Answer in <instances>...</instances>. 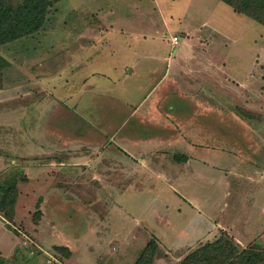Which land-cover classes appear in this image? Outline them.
<instances>
[{
    "label": "crops",
    "instance_id": "obj_1",
    "mask_svg": "<svg viewBox=\"0 0 264 264\" xmlns=\"http://www.w3.org/2000/svg\"><path fill=\"white\" fill-rule=\"evenodd\" d=\"M97 21L99 28L109 24ZM103 31L79 32L77 41L84 42L54 55L52 67L42 63L45 57L39 51L37 56L24 54L23 80L0 88V150L7 148L0 156V176L17 170L23 183H39L38 198L45 200L41 223L47 206L59 209L64 198L78 199L79 192L90 200L102 198L105 227L109 236L118 233L112 238L123 246H139L154 234V226L160 229L154 234L156 247L161 238L180 233L189 238L185 245H191L214 230L229 232V221L210 218L208 228L201 219L194 224L188 219L185 224L190 227L181 230L175 223L177 214L165 210L157 223L135 219L116 226L111 220L114 198L126 188L166 192L178 213L184 203L198 215L194 200L207 172L231 163L252 170L258 166L262 179L264 158L247 151L264 149V65L255 58L244 79L222 71L217 76L224 61L215 54L207 58L209 50L192 45L188 34L181 43L172 42L171 36L170 50L152 42L144 48L127 43L119 49L94 47L104 41ZM204 41L199 38L202 46ZM66 70L68 77L62 78ZM215 89L224 93L215 94ZM13 98L20 104L7 106ZM256 159L263 164L257 165ZM98 214L93 212L94 217ZM46 219L49 230L57 228L55 218ZM14 235L0 214V249L15 247ZM234 238L245 242L238 235Z\"/></svg>",
    "mask_w": 264,
    "mask_h": 264
},
{
    "label": "rangeland",
    "instance_id": "obj_2",
    "mask_svg": "<svg viewBox=\"0 0 264 264\" xmlns=\"http://www.w3.org/2000/svg\"><path fill=\"white\" fill-rule=\"evenodd\" d=\"M18 1L20 0H13V2ZM97 20H107L110 25L104 23L107 28L104 26L99 28L101 25ZM101 29L105 30L104 41L94 47L105 49L126 47L122 43L144 48L150 46L146 45L147 42H152L157 43L160 48L170 50L172 46L168 39L171 36L176 35L181 43L188 34L192 45L209 50L207 58H213L215 54L216 58L220 56L224 61L221 70L216 69L217 76L226 72L234 74L235 79H244L253 69L255 58L259 64L264 65V26L252 18L237 14L230 5L221 0H55L50 8L49 17L40 31L1 46L0 52L10 65L4 73L7 76L5 88L9 87V81L13 82L17 78L23 80L25 53L37 56L39 51L42 53L41 56L45 57L42 63L52 67L54 55L61 50L75 47L77 45L74 44L75 42H84V39L77 41L79 32L101 31ZM135 36H139L140 40ZM201 37L206 38L205 46L199 42ZM146 38L148 40L144 41ZM68 74L69 71L66 70L62 73V78L68 77ZM214 92L223 94L224 90L215 89ZM11 103L12 106L16 103L17 107L20 100L10 99L7 101V106ZM9 113L11 116L12 111ZM10 121L12 124L13 119ZM7 130H11V127L8 126ZM233 133L235 131L226 136H231ZM0 139H2L1 135ZM7 147L8 150L11 148ZM5 149L7 148L4 147ZM4 150H0V156L7 154ZM251 153L256 157L264 158V149L256 152L247 151V154L251 155ZM239 163L241 161L236 160V164ZM256 163L263 164L260 159H256ZM256 167L258 169V166ZM256 169L231 163L224 164L221 170L217 169V172H207L202 186L200 184L199 197L194 200L195 206L200 211L198 215L192 212V207L190 211L185 209L182 206L184 203L181 204L183 212L178 213L172 198L166 192L156 194L149 189L135 191L126 188L114 198L115 206L112 209L111 220L114 218L113 223L116 226L123 225L126 220L128 223L134 222L135 219L142 222L153 219L157 223V218L160 219L159 214L165 210L170 215L177 214L175 223L181 230L190 227L185 224L188 219H190L189 224L201 219L207 228L210 226V219L223 223L229 221V224L227 223L229 232L222 229L214 230L201 241L191 245H185L189 242V238L181 233L175 237L161 238V245L164 243L165 246L156 247L157 254L151 264H182L185 255L207 241H213L214 245L209 246V250L198 256L199 260H206L207 264H252L245 261V256L241 261L238 259L243 252L264 250V229L259 231L264 226V177L259 179ZM16 171H9L7 175L0 176V203L2 201V205L6 206L3 210L8 215L12 211L10 221L3 217L8 228L15 234L14 244L17 246V249L14 245L0 249V264H135L138 259L146 261L149 257L148 242L149 240L156 242L155 235L160 233L158 226H154L157 229L153 231L155 235L151 234L139 246L119 245L117 239H113L118 233L109 236V228L105 227L108 226L107 222L103 221L107 219V216L103 218L102 212L105 208L103 205L105 200L102 198L90 200L82 194L84 192H79L81 197L78 199L69 197L62 199L64 205L59 209L47 206L48 215L44 213L41 223L45 200L38 198L41 194V191H38L39 183H23L22 176L18 177L19 173ZM13 179L17 189L16 199L14 202L10 199L3 201L1 187ZM165 204L169 205L166 208L168 211L164 208ZM93 212H98V216L94 217ZM46 218H55L57 228L49 230L45 225L48 224ZM191 231L190 228L188 232ZM169 235H173L172 231ZM236 235L245 242L241 244L236 241L234 238ZM219 240L224 244H232L231 256L226 257V260L223 251H215L214 247L218 245L216 241ZM54 243H67L70 247L67 245L68 250H63L55 247ZM180 244H183L182 247H172ZM44 252L53 255V260L48 262ZM197 259L192 263H196ZM262 263L264 261L260 260L256 264Z\"/></svg>",
    "mask_w": 264,
    "mask_h": 264
},
{
    "label": "trees",
    "instance_id": "obj_3",
    "mask_svg": "<svg viewBox=\"0 0 264 264\" xmlns=\"http://www.w3.org/2000/svg\"><path fill=\"white\" fill-rule=\"evenodd\" d=\"M55 0H20L18 2H13V0H0V51L1 46L8 44L13 40H17L22 37H27L33 33L40 31L43 27V24L46 19L49 17L50 8ZM226 4L230 5L237 14L242 16H247L257 21L258 23L264 26V0H221ZM263 44H264V36H263ZM9 63L8 60L2 55L0 52V88L5 85V77L4 75L5 69L8 68ZM10 181V180H9ZM7 181L5 185L1 187L2 197L1 199L8 200L14 202L17 196V189L15 186V179L10 182ZM5 206V205H4ZM4 206L2 205V201L0 203V214L3 211L2 216H4L9 221L12 219L9 212V215L3 210ZM6 207V206H5ZM232 238V237H231ZM233 239V238H232ZM234 240V239H233ZM218 245H216L215 251L221 250L223 251V255L226 257L231 256L230 251L232 250V244H224L223 241H216ZM251 244V243H250ZM150 247V253L147 260L138 259L135 261V264H151L154 259V253L156 250V242L154 240H150L148 242ZM214 245V242H205L201 244L200 247L195 248L187 255H185L182 259V264H207L206 260H199L198 256L202 255L205 250H209V246ZM249 245V244H248ZM17 246H15V249ZM55 247L63 250H68L67 246L63 245H55ZM245 250V249H243ZM242 250V251H243ZM236 252V251H234ZM245 256V261L251 262L252 264H256L260 260L264 261V250H251L247 251V253H242L239 255V261L243 259ZM198 257V259H197ZM142 258V257H140ZM197 259L196 263H192ZM151 260V261H150ZM199 260V261H198ZM1 262V261H0ZM264 264V263H262Z\"/></svg>",
    "mask_w": 264,
    "mask_h": 264
},
{
    "label": "built area",
    "instance_id": "obj_4",
    "mask_svg": "<svg viewBox=\"0 0 264 264\" xmlns=\"http://www.w3.org/2000/svg\"><path fill=\"white\" fill-rule=\"evenodd\" d=\"M171 39H172V42L176 43L177 40H178V37H177L176 35H173ZM44 253L47 255L48 262L53 260V259H52L53 255H50V254H48L47 252H44ZM55 259H56V258H55Z\"/></svg>",
    "mask_w": 264,
    "mask_h": 264
}]
</instances>
